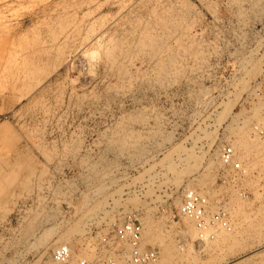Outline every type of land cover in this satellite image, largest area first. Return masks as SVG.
Masks as SVG:
<instances>
[{"label": "rangeland", "instance_id": "obj_1", "mask_svg": "<svg viewBox=\"0 0 264 264\" xmlns=\"http://www.w3.org/2000/svg\"><path fill=\"white\" fill-rule=\"evenodd\" d=\"M185 189L234 231L198 248ZM130 212L159 264H264V0H0V264H99Z\"/></svg>", "mask_w": 264, "mask_h": 264}, {"label": "built area", "instance_id": "obj_2", "mask_svg": "<svg viewBox=\"0 0 264 264\" xmlns=\"http://www.w3.org/2000/svg\"><path fill=\"white\" fill-rule=\"evenodd\" d=\"M256 128L262 133L260 127ZM220 163L223 176L233 177V180L237 181L245 175V168L231 145L221 149ZM240 195L243 198L247 197L245 193ZM177 214L194 223L195 244L198 248L203 249L209 242H214L221 232L234 231L228 202L225 199L214 201L209 194L195 189L184 190ZM183 248L182 244L181 250ZM95 251L99 264H118V260L124 258L125 264H159L160 262V250L144 245L143 221L138 212L127 213L119 224L101 233L97 238ZM73 252L70 245L61 243L54 247L51 259L55 264H72ZM78 264L90 263L87 259H82Z\"/></svg>", "mask_w": 264, "mask_h": 264}, {"label": "bare ground", "instance_id": "obj_3", "mask_svg": "<svg viewBox=\"0 0 264 264\" xmlns=\"http://www.w3.org/2000/svg\"><path fill=\"white\" fill-rule=\"evenodd\" d=\"M157 43V42H156ZM111 60V59H110ZM242 130V129H241ZM245 132H247V131H245ZM247 138V137H246ZM241 139V138H240ZM244 139V138H243ZM242 139V140H243ZM244 141V140H243ZM241 141L240 142V146H241V148L242 147H246V143H244V142H247V141ZM237 143H239V140L237 141ZM236 145V144H235ZM248 145V144H247ZM239 146V147H240ZM238 147V146H237ZM254 147V146H253ZM248 148V147H247ZM245 149V148H244ZM186 162H187V160H186ZM195 163V162H194ZM176 168V167H175ZM171 169H172V167H171ZM184 219H187V218H184ZM187 220H189V219H187ZM190 221V220H189ZM148 223H147V226H148V239L151 237V234H152V232H153V230H154V226H153V223L151 222V221H147ZM192 227V226H191ZM187 233H190L189 231L187 232ZM154 235V234H153ZM70 236V235H69ZM69 238V237H68ZM124 262H126L125 261V258L124 259H122ZM123 263V262H122Z\"/></svg>", "mask_w": 264, "mask_h": 264}]
</instances>
